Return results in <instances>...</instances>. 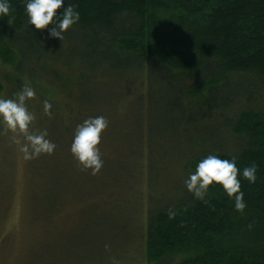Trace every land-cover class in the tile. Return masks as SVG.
<instances>
[{"label": "trees", "instance_id": "16d2710c", "mask_svg": "<svg viewBox=\"0 0 264 264\" xmlns=\"http://www.w3.org/2000/svg\"><path fill=\"white\" fill-rule=\"evenodd\" d=\"M67 2L77 5L80 20L63 41L49 36L53 25L28 23L25 0H9L11 24L0 18V57L9 66L0 72V97L14 98L25 84L34 88L26 102L34 116L29 132L46 131L56 146L30 162L46 196L41 219L57 226L71 206L107 207L116 192L133 190L125 178L142 191L155 162L180 163L189 176L209 154L236 156L240 172L258 166L255 183L238 174L242 212L222 185L214 182L201 200L177 184L145 204L144 230L136 237L144 242L147 264H264V103L254 105L257 95L264 100V0ZM113 80L123 86L117 94L109 87ZM99 87H109L100 100ZM153 89H160L156 101ZM45 100L51 115L43 111ZM154 103L176 144H165L163 130L151 135L153 145L141 140L152 129L143 115ZM96 116L108 126L99 145L103 166L93 175L70 149L77 126ZM126 131L136 132L138 141L123 142ZM9 132L0 123V136ZM230 139L237 140L235 148ZM12 179L0 193L6 210ZM26 207L31 217L27 200Z\"/></svg>", "mask_w": 264, "mask_h": 264}, {"label": "rangeland", "instance_id": "374dc122", "mask_svg": "<svg viewBox=\"0 0 264 264\" xmlns=\"http://www.w3.org/2000/svg\"><path fill=\"white\" fill-rule=\"evenodd\" d=\"M7 67L9 66H6L4 59L0 57V72L7 70ZM118 81L108 83L116 94L123 87L121 81ZM107 88H98L99 100ZM159 90H152L151 100H158L161 95L158 93ZM263 103L264 100L257 95L254 105L260 107ZM124 107L123 104L120 105L121 110ZM159 109L160 107H156L154 103L152 106L148 105L145 110L144 121L150 126L148 128L152 129L144 130L141 140L153 145L155 142L151 135L161 133L163 130L168 138L165 144H176L169 140L171 138L168 132L171 129L166 128L169 125L159 114ZM29 130L32 132V126ZM135 135L136 132L126 131L122 140L135 143L138 141ZM24 143L26 141L23 135L18 132L0 136V193L15 176L14 193L7 203V210L0 194V264H147L146 258L142 256L145 253L144 242L136 237L137 231L139 234L144 230L147 206L145 204L154 202L160 195L164 198L177 184L186 188L184 182L188 176L183 174L180 163L173 165L155 162L154 172L143 182L142 191L134 187V181L125 178L124 180L132 183L133 190L116 192L112 203L107 207L80 210L79 206H71L72 210L67 212L65 219L59 220L56 226L41 219L42 216H46L44 215L46 196L39 189L40 183L29 172L33 158L24 159L22 151ZM230 143L235 148L237 140L230 139ZM20 163L29 188L27 199L24 197V179L20 175L21 166L18 165ZM26 200L32 213L31 217L27 214ZM139 204L142 205L139 207ZM122 251L124 253L122 259L115 258ZM176 259L173 263L182 259V256Z\"/></svg>", "mask_w": 264, "mask_h": 264}, {"label": "clouds", "instance_id": "9594fccd", "mask_svg": "<svg viewBox=\"0 0 264 264\" xmlns=\"http://www.w3.org/2000/svg\"><path fill=\"white\" fill-rule=\"evenodd\" d=\"M66 0H25V11L28 23L35 29H48L49 36L63 41L65 31L80 20L77 5ZM8 17L12 23L9 0H0V18ZM35 89L25 84L15 94L14 98L0 97V123L12 133L23 135L26 143L22 146L24 159L29 160L38 157L42 153L51 154L55 144L47 139L46 131L41 134H32L29 127L34 120L33 114L27 107V101L35 97ZM52 105L48 100L43 101V111L51 115ZM108 126L104 116L90 117L78 125L71 144V152L85 169H90L93 175L97 174L103 166L99 145L102 133ZM257 165L253 163L243 169L237 168V157L222 159L218 155L209 154L201 159L194 172L189 173L185 180L186 188L193 193L195 198L203 200L209 187L216 184L222 185L229 199H234V207L237 211H243L246 207L244 192L241 190V181L238 174L247 179L249 183H255ZM175 213L169 212V217L174 218Z\"/></svg>", "mask_w": 264, "mask_h": 264}]
</instances>
